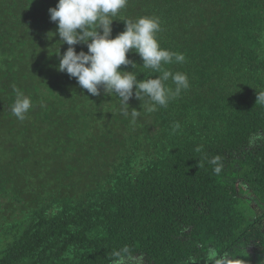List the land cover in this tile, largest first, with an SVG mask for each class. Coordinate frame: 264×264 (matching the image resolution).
<instances>
[{"label": "trees", "instance_id": "trees-1", "mask_svg": "<svg viewBox=\"0 0 264 264\" xmlns=\"http://www.w3.org/2000/svg\"><path fill=\"white\" fill-rule=\"evenodd\" d=\"M57 3L0 0V264H112L125 246L144 264H264V0H127L113 38L159 18L161 47L186 57L165 67L190 82L151 113L134 95L135 124L57 70Z\"/></svg>", "mask_w": 264, "mask_h": 264}, {"label": "clouds", "instance_id": "clouds-1", "mask_svg": "<svg viewBox=\"0 0 264 264\" xmlns=\"http://www.w3.org/2000/svg\"><path fill=\"white\" fill-rule=\"evenodd\" d=\"M127 0H58L55 7L49 9L50 19L57 24V32L61 45H68L67 50L59 58L58 71L75 78L78 85L93 96L100 95V88L105 93H114L119 98L120 112L131 117L135 124L140 111L130 108L129 101L135 95L142 102V111H157L158 107H167L171 100L179 97L190 87L189 78L184 72H173L165 65L182 64L186 57L183 53L173 52L161 47L158 33L161 30L160 20L154 16L123 21L125 29L116 32L113 38V23ZM85 45L87 52L77 53L76 46ZM61 48V47H60ZM129 52H135L143 61L139 66L128 58ZM134 71L121 70L128 66ZM137 66L159 73L154 77L138 79ZM171 80L174 88L168 85ZM135 89V92L133 91ZM11 106V113L20 121L32 107L31 98L20 90ZM257 103H264V92L257 94ZM179 122L173 125V132L180 129ZM196 151H201L197 148ZM220 157L209 160L214 172L219 174L222 165ZM199 167L201 162L199 161ZM262 210L260 211V213ZM112 264L135 262L144 264L141 256H132L127 246L113 253Z\"/></svg>", "mask_w": 264, "mask_h": 264}, {"label": "rangeland", "instance_id": "rangeland-1", "mask_svg": "<svg viewBox=\"0 0 264 264\" xmlns=\"http://www.w3.org/2000/svg\"><path fill=\"white\" fill-rule=\"evenodd\" d=\"M83 204H79V206H82ZM256 214H260V212L255 211ZM254 218V215L251 216V219ZM126 264H136L135 262H126ZM143 264V263H142Z\"/></svg>", "mask_w": 264, "mask_h": 264}]
</instances>
